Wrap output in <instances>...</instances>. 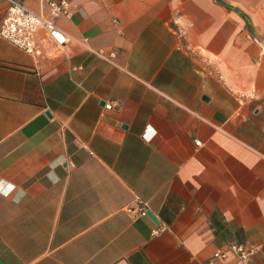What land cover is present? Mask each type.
Here are the masks:
<instances>
[{"label":"crops","instance_id":"crops-1","mask_svg":"<svg viewBox=\"0 0 264 264\" xmlns=\"http://www.w3.org/2000/svg\"><path fill=\"white\" fill-rule=\"evenodd\" d=\"M68 1L0 38V264H264V0Z\"/></svg>","mask_w":264,"mask_h":264},{"label":"built area","instance_id":"built-area-1","mask_svg":"<svg viewBox=\"0 0 264 264\" xmlns=\"http://www.w3.org/2000/svg\"><path fill=\"white\" fill-rule=\"evenodd\" d=\"M0 1L8 5L6 15L0 25V38L9 41L27 54L35 58H44L51 53L46 50L48 42H52L57 49H61L70 41L69 36L56 23L61 17L70 18L73 15L74 7L70 1L44 0V10L40 13L30 10L18 0ZM90 51L102 60L115 64L117 58L115 51L105 49ZM113 107L111 103L105 105L107 110ZM196 144L200 146L201 142L197 141ZM137 213L147 216V207H139ZM230 251L243 261L249 260L256 253L255 249L249 245H232ZM225 257V253H216L209 264H215L217 259Z\"/></svg>","mask_w":264,"mask_h":264},{"label":"water","instance_id":"water-1","mask_svg":"<svg viewBox=\"0 0 264 264\" xmlns=\"http://www.w3.org/2000/svg\"><path fill=\"white\" fill-rule=\"evenodd\" d=\"M147 217H149L151 220H153L154 222H156V218L154 216V214L150 211H147L146 213Z\"/></svg>","mask_w":264,"mask_h":264}]
</instances>
